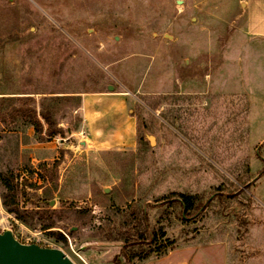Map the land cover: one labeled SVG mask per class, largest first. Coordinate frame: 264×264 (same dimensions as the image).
Segmentation results:
<instances>
[{"label":"rangeland","instance_id":"obj_1","mask_svg":"<svg viewBox=\"0 0 264 264\" xmlns=\"http://www.w3.org/2000/svg\"><path fill=\"white\" fill-rule=\"evenodd\" d=\"M0 174V232L76 264H264V0H0Z\"/></svg>","mask_w":264,"mask_h":264},{"label":"water","instance_id":"obj_2","mask_svg":"<svg viewBox=\"0 0 264 264\" xmlns=\"http://www.w3.org/2000/svg\"><path fill=\"white\" fill-rule=\"evenodd\" d=\"M110 90L114 89L109 85ZM153 142V139H152ZM109 192L110 188H105ZM53 204V202H51ZM76 229L75 227L72 230ZM0 264H76L62 249L22 243L11 229L0 232Z\"/></svg>","mask_w":264,"mask_h":264},{"label":"crops","instance_id":"obj_3","mask_svg":"<svg viewBox=\"0 0 264 264\" xmlns=\"http://www.w3.org/2000/svg\"><path fill=\"white\" fill-rule=\"evenodd\" d=\"M126 102L125 94L100 91L83 96L80 108L85 122H133L129 119L119 121Z\"/></svg>","mask_w":264,"mask_h":264},{"label":"trees","instance_id":"obj_4","mask_svg":"<svg viewBox=\"0 0 264 264\" xmlns=\"http://www.w3.org/2000/svg\"><path fill=\"white\" fill-rule=\"evenodd\" d=\"M44 118L48 121L47 123L50 124V117L46 114H43ZM32 124L34 125V128L36 131H41L43 128V123L40 122V120H35L34 122H32ZM0 188H1V195H2V202L3 205L5 206V208L11 212V213H15L16 217L23 221L24 223H29V220L27 219V217L23 214V212L21 211V209L19 208V205L16 201V197H17V190H16V186L15 184L8 179L6 176H4L3 174H0ZM181 195V203L184 206V211L186 213V211L188 212L189 210L193 209L196 207V201L194 199V196H190V195H186V194H180ZM46 229H50L52 227H54V225L52 223L46 224L44 226ZM52 235H55L57 237V239L63 241V242H68L67 236L64 235L62 232H54V230L51 232ZM156 238L157 236H152V241L156 242ZM165 244H160L157 246V250L161 252V250L163 248H165ZM145 258L146 256L143 255L140 252H135L132 254V257H130V260H134L135 258Z\"/></svg>","mask_w":264,"mask_h":264},{"label":"built area","instance_id":"obj_5","mask_svg":"<svg viewBox=\"0 0 264 264\" xmlns=\"http://www.w3.org/2000/svg\"><path fill=\"white\" fill-rule=\"evenodd\" d=\"M34 181H35V182H38V183H41V182H42L41 178L38 177V176H36V177L34 178Z\"/></svg>","mask_w":264,"mask_h":264}]
</instances>
